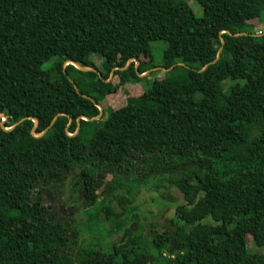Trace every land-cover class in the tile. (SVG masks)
<instances>
[{
  "label": "trees",
  "instance_id": "obj_1",
  "mask_svg": "<svg viewBox=\"0 0 264 264\" xmlns=\"http://www.w3.org/2000/svg\"><path fill=\"white\" fill-rule=\"evenodd\" d=\"M190 1L200 18L187 0H0V123L31 117L38 135L62 114L40 138L30 120L0 128V264H264L246 247L249 236L264 250V0ZM219 38L218 60L197 72L214 60ZM156 41L164 44L157 65ZM240 42L245 55L235 53ZM129 59L138 74L173 67L75 132L78 117L97 116L92 102L142 81L131 62L104 82ZM74 170L70 191L88 203L73 225L41 194ZM143 188L179 192L178 229L132 232ZM117 191L118 214L109 206ZM92 229L108 238L104 248Z\"/></svg>",
  "mask_w": 264,
  "mask_h": 264
},
{
  "label": "rangeland",
  "instance_id": "obj_2",
  "mask_svg": "<svg viewBox=\"0 0 264 264\" xmlns=\"http://www.w3.org/2000/svg\"><path fill=\"white\" fill-rule=\"evenodd\" d=\"M187 5L190 6L192 13L195 18L201 17V9L198 5H196L193 1L187 0ZM253 29L254 31H260L262 26L258 22H253ZM149 47L153 50L152 52V59L153 62L157 65L160 61V50L164 48V44L161 41L151 42L149 43ZM235 53L239 55H245L246 49L243 42H240L236 48ZM141 62L143 65H149L148 56L146 52H142L140 57ZM94 65L96 66L97 70H103L101 67V61L93 57L92 59ZM151 70V69H150ZM149 71V70H147ZM170 71V70H169ZM146 72V71H145ZM150 72H155V74L151 77L149 76ZM168 72V71H167ZM166 72V73H167ZM163 71L158 69L149 71L146 76L140 77L142 78L141 82L135 84H126L120 87L115 93L109 95L102 99L100 104V109H111L115 110L122 107L125 104V100L129 97H136L138 96L143 86L146 87L152 79H159L163 76ZM113 73L111 74L112 77ZM227 84V82L225 83ZM110 177L105 175L101 185L99 188L94 192V198L96 202L102 199L100 195L101 191L104 188V183L108 181ZM79 181V171H69L64 179L62 184L58 185L57 187L54 185H47L43 187V192L41 194L42 200L46 203L54 207L58 216H60L65 222L71 223L74 225V222L79 218L77 214L84 209L88 200L82 195V193L75 188V192H71L73 187ZM123 191H117L113 195V199L110 202L109 206L115 213H120L121 208L118 204V199L123 195ZM79 196V199L77 198ZM71 199L72 204L68 203V200ZM127 199V197H124ZM182 203L181 195L177 190L174 188L170 189L168 194H156L153 191L145 190L144 188L138 193L135 201V206L138 207L133 214H136L140 218H134V222L129 223L132 232L137 234L142 233H157L160 234L164 230H168L169 232H173L178 227H180L179 223L175 221L174 218V206L179 205ZM71 205V208L68 206ZM80 217L82 214L80 213ZM143 215L145 216V220H143ZM202 223H209L211 221L209 218H205L201 221ZM91 235L94 241L101 244L104 248V244H106L105 240L108 241L106 235L104 233H98L96 229L91 230ZM105 238V240H104ZM114 240H119V236L116 234L112 235ZM246 247L250 252H255L259 254H264V250L261 248L254 247L251 243L250 237L247 236L246 238Z\"/></svg>",
  "mask_w": 264,
  "mask_h": 264
},
{
  "label": "water",
  "instance_id": "obj_3",
  "mask_svg": "<svg viewBox=\"0 0 264 264\" xmlns=\"http://www.w3.org/2000/svg\"><path fill=\"white\" fill-rule=\"evenodd\" d=\"M221 33H225L226 35H228V36H230V37L249 36V34H245V33L230 34V33L227 32V31H223V32H221ZM219 41H220V47H219V48L217 49V51H216V55H215L214 60H212L211 62H208L207 64H205V65H204L200 70H198L197 72H202V71H204V70L207 68V66H209V65H211V64H213V63H215V62L218 60L219 55H220V52H221V49H222V46H223V40H222V38H219ZM131 62L134 63V71H135L137 77H139V78H140V77H144V76H146L147 73H148L149 71H152V70L157 69V68H155V69H152V70L146 71V72H144V73H142V74H138V73H137L138 62H137L135 59H129V60L125 63V65H124L123 67H121V68H113V69H111V70H110V73H109V77H108V79H107V80H104V82H108V81H109V79L111 78V74H112L114 71H116V70H120V71L125 70V69L129 66V64H130ZM66 65H72L76 70H78V71H80V72H83V73H84V72H92V73H95L98 77H100L99 72H98L97 70L93 69V68L82 67V66H79L78 64H76V63H74V62H71V61H66V62H64L63 65H62V67L64 68ZM178 65L183 66L182 64H178ZM172 67H173V66H171V67H169V68H167V69L159 68V70H161V71H163V72H167V71L171 70ZM64 76L67 78L68 82L71 84L72 88L74 89V91H75L79 96H81V97H83V98H85V99H87V100H89V101H92L89 97H87V96H85V95H81V94H79V93L77 92V89H76V86L74 85V83H73V82H72V81L66 76V74H64ZM92 103H93V105L98 109V114H97V116H95V117H93V118H90V119H89V118H86V117H78V118L76 119V129H75V132H77V130H78V127H79V121H80V120L85 121V122H93V121L98 120V119L100 118V116L102 115V110L100 109L99 105H97V104L94 103V102H92ZM61 115H62L61 113H58V114H57V115L51 120L49 126H48L47 128H45V129H44L40 134H38V135H35V133H34V130H35L36 125H37V122H36V120H35L34 118H31V117H25V118H22L21 120H19L18 122H16L14 125H12V126H11L10 128H8V129H4L3 126H2V123H0V128H1L3 131H10V130H12L15 126H17L20 122H22V121H24V120H30V121L33 122V127H32V129H31V131H30V135H31L33 138H40L41 136H43V135L45 134V132L47 131V129L52 125V123L54 122L55 118H56L57 116H61ZM0 119H1V122H4V121H5V117H4L3 115H0ZM67 119H68V123H70V121H71L70 118H67ZM75 132H74V134H75ZM70 136H72V135H70Z\"/></svg>",
  "mask_w": 264,
  "mask_h": 264
},
{
  "label": "flooded vegetation",
  "instance_id": "obj_4",
  "mask_svg": "<svg viewBox=\"0 0 264 264\" xmlns=\"http://www.w3.org/2000/svg\"><path fill=\"white\" fill-rule=\"evenodd\" d=\"M68 208H71V205H69Z\"/></svg>",
  "mask_w": 264,
  "mask_h": 264
}]
</instances>
